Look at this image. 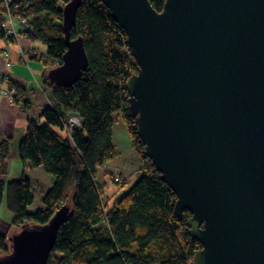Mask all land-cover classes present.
I'll use <instances>...</instances> for the list:
<instances>
[{"label": "water", "instance_id": "95a60500", "mask_svg": "<svg viewBox=\"0 0 264 264\" xmlns=\"http://www.w3.org/2000/svg\"><path fill=\"white\" fill-rule=\"evenodd\" d=\"M139 66L126 82L138 133L201 244L193 264H264V0H100ZM82 0L63 8L67 51L48 71L68 88L87 70L72 39ZM72 206L10 236L0 264H48Z\"/></svg>", "mask_w": 264, "mask_h": 264}, {"label": "trees", "instance_id": "16d2710c", "mask_svg": "<svg viewBox=\"0 0 264 264\" xmlns=\"http://www.w3.org/2000/svg\"><path fill=\"white\" fill-rule=\"evenodd\" d=\"M150 1L156 10L164 9L166 0ZM68 2H0V36L15 40L7 35L2 23L8 8L19 4V13L31 26L26 32L28 39L45 44L53 62L50 68L57 67L67 51L63 8ZM71 37L83 38L88 68L68 88L52 84L48 72L44 75L52 105L40 117L29 120L19 146L24 165L19 179L8 181L4 177L8 173L10 138L0 131V208L6 200L7 209L14 216L12 225L19 230L25 224H47L61 206H72L48 264H193L201 244L189 234L191 214L186 211L181 218L175 217L177 196L145 154L136 117L130 110L126 82L139 66L126 32L100 0H82ZM10 84L17 89L14 101L18 102L22 87L12 80ZM22 106L26 109L29 105ZM115 115L122 117L133 146L146 165L141 175L122 189L119 199L105 201L104 189L97 180L98 169L120 156L113 142ZM70 116L80 117L81 130L67 127ZM58 129L66 130L69 136H61ZM27 164L33 169L41 167L47 177H52V184L40 198L43 207L34 212L30 207L36 201L35 185L26 174ZM8 242L0 232V254L10 252Z\"/></svg>", "mask_w": 264, "mask_h": 264}, {"label": "crops", "instance_id": "0c3cea01", "mask_svg": "<svg viewBox=\"0 0 264 264\" xmlns=\"http://www.w3.org/2000/svg\"><path fill=\"white\" fill-rule=\"evenodd\" d=\"M47 50V46L41 41L31 40L22 35L15 37L12 42L0 36V75H8L23 90L18 97L19 101L14 102L1 91L0 87V131L9 136L10 149L13 145L15 152L16 149L19 151L20 142L26 135L29 120L40 117L42 111L52 105L50 89L43 82L44 75L51 69L50 67L53 64L47 56ZM23 103H27L28 108L24 109ZM42 121L44 122V120ZM126 128L127 126L122 117L115 115L113 142L119 151L124 149L123 138L126 139L124 136ZM126 131L128 132V130ZM58 132L65 138L69 136L66 130L58 129ZM6 162L9 171L10 158ZM104 166L98 169L97 180L99 185L102 188L104 187V192H109V195H112L111 187H114V184L112 185L107 177H104V174L102 177L100 175V171ZM29 168L31 169L30 172L28 171ZM34 170L43 171V175L49 180L47 187L52 184V179L47 177L48 175L41 167L33 169L29 164L26 165V174L32 180ZM4 177L8 180V173ZM107 183L110 184L109 190L106 189ZM38 184L43 187L40 180ZM117 199L119 198L117 197Z\"/></svg>", "mask_w": 264, "mask_h": 264}, {"label": "rangeland", "instance_id": "374dc122", "mask_svg": "<svg viewBox=\"0 0 264 264\" xmlns=\"http://www.w3.org/2000/svg\"><path fill=\"white\" fill-rule=\"evenodd\" d=\"M15 102V101H14ZM127 130V128H126ZM125 130L123 138V148L120 150V156L111 160L112 163H107L104 168L100 171V175L104 174V177H107L111 184H115V187L112 188V195H109V192H104L105 201L107 199H117L121 197L122 189H125L126 186L132 184L138 176L141 175L143 168L146 163L142 159V156L138 151L134 148L131 137L129 133ZM17 148V147H16ZM24 165L22 160L19 157V151L12 145L10 149V163H9V171H8V181H12L15 179H19L22 175ZM123 169V170H122ZM30 172L31 169L29 168ZM42 170H34L33 171V183L35 185L34 191L36 194V201L32 207H30V211L34 212L43 207L42 201L40 198L49 184V180L43 175ZM117 176L120 178L119 181H116ZM51 177V176H49ZM115 178V180L113 179ZM52 179V177H51ZM39 180L43 183V187L41 184H38ZM106 189L109 190V183H107ZM119 188V189H116ZM104 189V187H103ZM115 203V202H114ZM13 214L7 209L6 200L3 201L0 208V232L4 233L8 238V245L10 247V236L14 234L17 230V226L12 225ZM19 228V227H18ZM21 228H19L20 230Z\"/></svg>", "mask_w": 264, "mask_h": 264}, {"label": "built area", "instance_id": "2783aa9c", "mask_svg": "<svg viewBox=\"0 0 264 264\" xmlns=\"http://www.w3.org/2000/svg\"><path fill=\"white\" fill-rule=\"evenodd\" d=\"M4 1L11 4V0H0V2ZM20 8L19 4H15L13 8H8L9 11L5 15L2 27L9 36L17 37L22 35L28 38L26 32L31 29V26L29 24V20L19 13ZM10 81L11 78L8 75H0L1 91L9 96L11 101H14L18 92L15 87L11 86ZM67 127L75 130H81L83 127L82 120L78 116H70L67 122ZM119 180L120 178L117 176L116 181Z\"/></svg>", "mask_w": 264, "mask_h": 264}]
</instances>
